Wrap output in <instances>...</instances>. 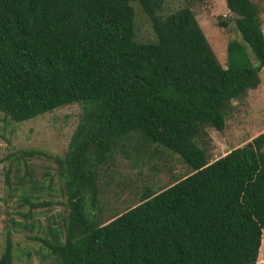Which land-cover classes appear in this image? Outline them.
<instances>
[{
  "label": "trees",
  "instance_id": "1",
  "mask_svg": "<svg viewBox=\"0 0 264 264\" xmlns=\"http://www.w3.org/2000/svg\"><path fill=\"white\" fill-rule=\"evenodd\" d=\"M223 1L245 44H227L224 68L188 6L163 16L165 0H0V113L21 123L82 109L66 153L52 157L68 214L62 241L42 240L51 264H256L264 133L211 161L203 147L208 128L223 131L230 103L259 88L264 66L258 9ZM131 2L153 41L136 40ZM150 147L190 172L101 222L100 169L116 150L139 158L157 153ZM0 264H15L9 233Z\"/></svg>",
  "mask_w": 264,
  "mask_h": 264
},
{
  "label": "rangeland",
  "instance_id": "2",
  "mask_svg": "<svg viewBox=\"0 0 264 264\" xmlns=\"http://www.w3.org/2000/svg\"><path fill=\"white\" fill-rule=\"evenodd\" d=\"M250 1L258 9L264 35V0ZM130 5L134 11L136 40L153 41L154 33L146 16L136 3L131 2ZM184 6L192 11L211 52L224 68L227 44L235 41L245 46L224 1L165 0L161 15ZM242 58L249 67H258L248 47H245ZM258 77L259 88L247 91L226 109L223 131L207 129L203 147L208 161L264 133V66L260 68ZM81 114V106L77 104L21 123H14L0 113V255L9 233L15 264H51L42 240L53 242L54 239H63L68 208L52 157L64 156ZM131 149H126L130 151L129 156L119 150L114 151L108 163L100 169L96 200L101 222L136 205L146 189L161 190L190 172L176 155L160 148L150 147L148 151L157 150V153L150 156L140 154L139 158ZM30 151L37 154L19 155ZM256 264H264V230Z\"/></svg>",
  "mask_w": 264,
  "mask_h": 264
}]
</instances>
